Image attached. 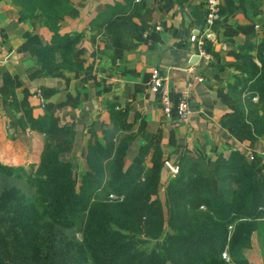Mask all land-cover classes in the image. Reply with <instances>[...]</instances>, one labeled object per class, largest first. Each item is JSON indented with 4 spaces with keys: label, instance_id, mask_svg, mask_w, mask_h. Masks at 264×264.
I'll return each mask as SVG.
<instances>
[{
    "label": "trees",
    "instance_id": "16d2710c",
    "mask_svg": "<svg viewBox=\"0 0 264 264\" xmlns=\"http://www.w3.org/2000/svg\"><path fill=\"white\" fill-rule=\"evenodd\" d=\"M11 2L19 20L51 32L33 50L40 67L70 68L81 34L59 33L58 24L71 0ZM123 26L116 17L105 28L115 39ZM255 57L258 65L244 54V65L227 87L233 107L221 124L237 138L264 137V39ZM40 90L44 97L51 91ZM108 113L112 126L103 131V143L87 145L84 161L91 174H81L78 183L72 164L61 156L72 142V126L48 113L27 117L44 141L37 162L27 168L0 162V264H249L242 248L264 218V159L230 150L214 166L215 193L198 159L180 161L160 185L157 141L144 143L125 164L131 139L125 111L110 104ZM225 249L228 260L221 256Z\"/></svg>",
    "mask_w": 264,
    "mask_h": 264
},
{
    "label": "crops",
    "instance_id": "0c3cea01",
    "mask_svg": "<svg viewBox=\"0 0 264 264\" xmlns=\"http://www.w3.org/2000/svg\"><path fill=\"white\" fill-rule=\"evenodd\" d=\"M204 1L71 0L58 24L59 33L81 34L70 54L71 66L42 69L33 50L47 43L51 32L41 23L19 20L18 7L0 0V161L36 163L44 135L27 125V117L48 113L72 126V142L61 156L72 164L75 180L90 175L84 153L90 142L103 143V131L112 126L110 104L125 111V132L131 136L125 164L152 139L161 149L162 163L177 168L180 161L198 159L215 193L214 166L230 150L264 159V137L237 138L221 124L233 107L228 83L244 65V54L259 64L255 50L264 39V0H218L222 14L210 24L203 21ZM112 5L117 6L106 9ZM116 17L124 26L113 39L105 25ZM189 34L202 39L207 56L196 53ZM153 67L167 77L170 95L187 88L188 111L182 119L162 114L148 86ZM41 87L50 93L42 96ZM259 221L249 246L242 248L249 264L262 259L264 218Z\"/></svg>",
    "mask_w": 264,
    "mask_h": 264
},
{
    "label": "built area",
    "instance_id": "2783aa9c",
    "mask_svg": "<svg viewBox=\"0 0 264 264\" xmlns=\"http://www.w3.org/2000/svg\"><path fill=\"white\" fill-rule=\"evenodd\" d=\"M203 21L206 24L212 23L218 18L219 2L218 0H205L203 3ZM188 40L192 41L196 47V53L202 56H207V53L202 48V39L194 34L188 35ZM200 80V77H196ZM149 88L157 95L161 112L164 116L173 119H182L188 111V91L187 88H182L178 90L173 95H170L169 84L167 82V77L160 73L157 68L153 67L150 69L148 78ZM253 99L255 97H252ZM169 165V164H168ZM171 173L176 172L177 168L169 165ZM112 197V194H109ZM229 227V225H228ZM221 256L228 260L229 257L226 252L221 251Z\"/></svg>",
    "mask_w": 264,
    "mask_h": 264
},
{
    "label": "water",
    "instance_id": "95a60500",
    "mask_svg": "<svg viewBox=\"0 0 264 264\" xmlns=\"http://www.w3.org/2000/svg\"><path fill=\"white\" fill-rule=\"evenodd\" d=\"M171 173V169L168 165V163H166L165 161L162 163L160 170H159V181H163L164 176H166L167 174Z\"/></svg>",
    "mask_w": 264,
    "mask_h": 264
},
{
    "label": "rangeland",
    "instance_id": "374dc122",
    "mask_svg": "<svg viewBox=\"0 0 264 264\" xmlns=\"http://www.w3.org/2000/svg\"><path fill=\"white\" fill-rule=\"evenodd\" d=\"M0 162H1V161H0ZM3 164H4V163H3ZM6 165H8V164H6ZM29 165H30V163L27 164V165H21V166L27 168ZM11 166H14V165H11ZM76 183H78L77 180H76ZM229 227H230V226H229ZM262 249H263V248H262ZM262 249H261V252H260L262 259H260L259 264H264V250H262ZM226 254H227V252H226ZM227 255H228V254H227ZM228 257H229V256H228Z\"/></svg>",
    "mask_w": 264,
    "mask_h": 264
}]
</instances>
